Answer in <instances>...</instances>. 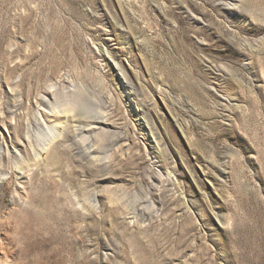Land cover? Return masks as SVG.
Masks as SVG:
<instances>
[{
	"label": "rangeland",
	"instance_id": "rangeland-1",
	"mask_svg": "<svg viewBox=\"0 0 264 264\" xmlns=\"http://www.w3.org/2000/svg\"><path fill=\"white\" fill-rule=\"evenodd\" d=\"M0 264H264V0H0Z\"/></svg>",
	"mask_w": 264,
	"mask_h": 264
}]
</instances>
